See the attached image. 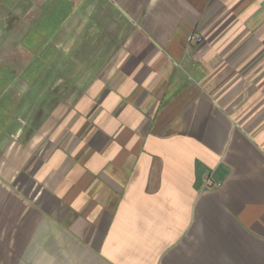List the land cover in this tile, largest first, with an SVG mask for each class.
Listing matches in <instances>:
<instances>
[{"label": "crops", "instance_id": "1", "mask_svg": "<svg viewBox=\"0 0 264 264\" xmlns=\"http://www.w3.org/2000/svg\"><path fill=\"white\" fill-rule=\"evenodd\" d=\"M16 8L0 264H264V0Z\"/></svg>", "mask_w": 264, "mask_h": 264}, {"label": "rangeland", "instance_id": "2", "mask_svg": "<svg viewBox=\"0 0 264 264\" xmlns=\"http://www.w3.org/2000/svg\"><path fill=\"white\" fill-rule=\"evenodd\" d=\"M16 3H17V0H7L5 2V6L7 8L4 7V10H3L4 11L3 12L4 14L3 13H0V21L1 20H4V22H8L9 19H10L9 23L11 24L14 20H17L18 19V16L13 13V12H16L15 10H17ZM29 17L30 16H26V18H29ZM28 34H29V36H26L24 42L26 43V46H28L30 49H32L34 47V42H38V39H37L38 37L34 39V36H33L34 34H33L32 31L29 32V33H27V35ZM194 34L195 35H198L196 33H194ZM191 35H193V34H191ZM19 36H20V33L14 27H12V28L9 27V29H6L5 28L3 30H0V42H4V43L5 42H10L9 54L11 56H15V55H17L19 53V51H18L19 49H18V46H17V42H20V37ZM0 50H1V47H0ZM2 51H3V53H5L6 52L5 48L3 50H1L0 53H2ZM16 65H18V64H16ZM39 68H40V66H38V64H37V66H36V64H31V66L28 68V70L29 71H34L35 69L36 70H39ZM59 97L62 98L63 95L62 96H59ZM77 97H78V94H75L73 96V99H76Z\"/></svg>", "mask_w": 264, "mask_h": 264}, {"label": "built area", "instance_id": "3", "mask_svg": "<svg viewBox=\"0 0 264 264\" xmlns=\"http://www.w3.org/2000/svg\"><path fill=\"white\" fill-rule=\"evenodd\" d=\"M203 40V38L201 37V36H199V35H195V34H193V35H190L189 36V42H191V43H193V44H195V43H199V42H201Z\"/></svg>", "mask_w": 264, "mask_h": 264}]
</instances>
